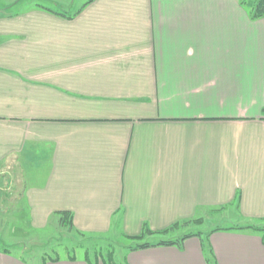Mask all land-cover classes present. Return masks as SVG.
<instances>
[{"label":"crops","instance_id":"obj_1","mask_svg":"<svg viewBox=\"0 0 264 264\" xmlns=\"http://www.w3.org/2000/svg\"><path fill=\"white\" fill-rule=\"evenodd\" d=\"M34 2L0 9V178L15 172L34 227L68 211L83 235L135 237L230 206L264 227V18L240 0H93L73 18ZM36 160L27 184L15 168ZM210 242L219 264H264L253 230ZM158 243L122 264H207L199 238ZM90 262L0 247V264Z\"/></svg>","mask_w":264,"mask_h":264},{"label":"rangeland","instance_id":"obj_2","mask_svg":"<svg viewBox=\"0 0 264 264\" xmlns=\"http://www.w3.org/2000/svg\"><path fill=\"white\" fill-rule=\"evenodd\" d=\"M10 1L25 3L33 0H0V9L8 6L7 3ZM34 1L36 5L54 6L60 11L68 12V14L66 13L67 15H74L79 10H83L85 5L89 4V0ZM255 1L240 0L249 12ZM13 7H10L9 10H13ZM20 167H16L15 171H19L21 178L27 184L39 181L41 179L40 174L44 171L37 160ZM14 173L13 170H7L6 174H2L0 178V196H2L0 200V247L9 248L15 254L23 256L30 261H37V259L44 256L53 258L69 256L86 258L85 255L87 254L92 261L99 257V262L102 264V259L107 258L108 252L113 251L115 260L122 264L123 257L129 249L128 247H134L137 244L177 240L189 233H197L199 231L209 233L217 231L216 229L250 225L244 224L242 219L239 218L240 216L235 212L236 207L230 206L207 208L198 212L196 218L188 220L189 222L186 224L183 223L185 221L180 222L183 224L177 229L166 234L149 235L141 241H133L116 231L107 234L82 235L76 229L60 224V217H62L60 214V216L58 214L54 216L56 218L49 219L46 227L38 228L34 227L30 219L27 218L28 206L22 201V195L19 197L21 191L18 189L19 183ZM17 198H21V200ZM258 223L264 225V222Z\"/></svg>","mask_w":264,"mask_h":264},{"label":"trees","instance_id":"obj_3","mask_svg":"<svg viewBox=\"0 0 264 264\" xmlns=\"http://www.w3.org/2000/svg\"><path fill=\"white\" fill-rule=\"evenodd\" d=\"M92 2V0H89V3ZM86 6V5H85ZM82 10H79L76 14L74 15H66V14H62L63 16H68L70 18H73L74 16L78 15ZM58 13V12H56ZM61 14V13H59ZM250 17L253 20H259L264 18V0H256L253 5L251 6V10H250ZM60 215H62V217L60 218V224H64L66 227H70V228H74V224H73V215L71 212H62L60 213ZM189 221H185L183 223H187ZM183 223H176L174 225H172L170 228L165 229L164 231H162V234H166L169 233L175 229H177L179 226H181V224ZM218 230H235V231H243V230H253L257 233H259L262 236V240L264 242V227H259L256 225H245V226H235V227H230L227 229H216ZM215 232V231H213ZM213 232H209V233H204L202 231H199L197 233H189L184 235L183 237L177 239V240H168V241H161L160 243H158L157 245H164V246H177L179 248L183 247V244L185 243L186 240L190 239V238H199L202 244V251L204 253L205 256V260L207 264H219L213 247L211 245L210 242V236ZM154 233L152 230H150L149 228L145 229V231L139 235V236H135V237H128L129 239L133 240V241H141L143 239H145L146 236H151ZM83 235V234H82ZM153 245L151 243L145 242L142 244H137L134 247H130L131 250H139V249H146L149 247H152ZM13 247V246H12ZM10 252V251H8ZM86 259L89 260V262L91 261V259L87 256V254L85 255ZM113 251L108 252L107 258H103L102 259V264H119L116 260ZM53 258V257H49V256H44V258ZM70 258H75V256H69ZM21 258L26 261L27 259L23 256H21ZM56 259H59V257H56ZM96 264H99V257L96 258ZM91 264V262H90Z\"/></svg>","mask_w":264,"mask_h":264}]
</instances>
